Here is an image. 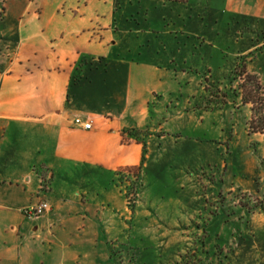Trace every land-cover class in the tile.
<instances>
[{
    "label": "rangeland",
    "instance_id": "obj_1",
    "mask_svg": "<svg viewBox=\"0 0 264 264\" xmlns=\"http://www.w3.org/2000/svg\"><path fill=\"white\" fill-rule=\"evenodd\" d=\"M67 2L101 8L99 22L85 33L101 42L103 54H93L101 71L94 70L92 82L89 74L71 79L70 89L77 79L94 86L87 91L90 102L82 94L71 102L120 117L133 126L124 131L125 141L146 143L140 166L115 174L71 166L55 177L75 192L84 185L95 193L106 263L264 264V210L258 207L264 203V10L253 11L256 0ZM241 36L245 48H253L242 59L256 56L246 76L233 70ZM89 56L82 66H92ZM117 62L138 63L140 84L108 80ZM232 82L236 87L226 88ZM11 131L21 138L0 144V173L5 166L22 168L23 150L28 156L34 150L32 126L13 124ZM115 180L126 212L119 215L115 205L116 215H104L113 209L90 182ZM43 253L38 263L61 258L56 246Z\"/></svg>",
    "mask_w": 264,
    "mask_h": 264
},
{
    "label": "crops",
    "instance_id": "obj_2",
    "mask_svg": "<svg viewBox=\"0 0 264 264\" xmlns=\"http://www.w3.org/2000/svg\"><path fill=\"white\" fill-rule=\"evenodd\" d=\"M32 1L0 3V144L4 147L10 145L9 139L21 138L11 131L13 124L32 126L30 137L35 140L30 156L22 152L26 159L22 168L7 171L11 168L5 166L0 173V264H107L111 260L101 240L103 213L101 204L93 200L95 193L84 185L75 192L63 185L64 180H54L71 166L114 174L140 166L146 143L125 141L128 135L124 131L133 126L123 124L120 117L71 102L70 97L79 94L90 102L87 91L94 86L81 81L89 74L92 82L98 76L94 70L101 71L93 55H103L101 42L85 33L99 22L101 8L88 10L87 3L81 6L67 0ZM252 9L263 11L264 0H256ZM243 41L242 36L237 38L241 47L232 59H238L239 70L249 72L256 56L242 59L252 55L253 49L245 48ZM86 53L90 67L82 66L88 61ZM137 65L117 62L115 76L108 80L117 83L121 78L128 85L140 84ZM78 75L81 81L73 82L78 87L70 89L71 79ZM231 87H236L233 82L226 88ZM76 116L91 121L92 128L73 126ZM90 183L99 186L96 195L105 196V203L113 209L104 215H116L115 205L119 215L126 212L124 193L116 180L103 186L100 181ZM40 202H46L49 211L33 220L27 218L24 211ZM53 246L61 253L57 262L35 260L38 253L52 252ZM71 251L72 258L67 254Z\"/></svg>",
    "mask_w": 264,
    "mask_h": 264
},
{
    "label": "built area",
    "instance_id": "obj_3",
    "mask_svg": "<svg viewBox=\"0 0 264 264\" xmlns=\"http://www.w3.org/2000/svg\"><path fill=\"white\" fill-rule=\"evenodd\" d=\"M72 124H73V126L79 127L83 130H90L92 128L91 121H85L79 116H76L73 118ZM47 211H49V205L46 202H40L39 204H37L35 206H31V207L27 208L24 211V215L27 218H31L34 216H40Z\"/></svg>",
    "mask_w": 264,
    "mask_h": 264
},
{
    "label": "trees",
    "instance_id": "obj_4",
    "mask_svg": "<svg viewBox=\"0 0 264 264\" xmlns=\"http://www.w3.org/2000/svg\"><path fill=\"white\" fill-rule=\"evenodd\" d=\"M175 1H176V0H173V2H175ZM177 1H179V0H177ZM237 69H238V66L235 67V70H237ZM240 71H241V73H240L241 75L244 74V75L246 76V71H243V69L240 70ZM240 74H239V75H240ZM246 99H247L246 96H244V97H243L244 102H245V103H250V101H249V100L247 101ZM250 122H251V121H250ZM139 170H140V169L137 168V171H139ZM139 179H140V178H139V175H138V174L135 175V177H134V181H133V183H132V184H133V187H134L135 190H137V188H138L137 186L139 185V181H140ZM137 184H138V185H137ZM125 197L129 198V194H128V192H126V191H125ZM129 202H130V201H129ZM258 207H260V209L264 210V203H262V204L260 203V205H259Z\"/></svg>",
    "mask_w": 264,
    "mask_h": 264
}]
</instances>
